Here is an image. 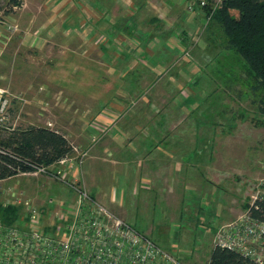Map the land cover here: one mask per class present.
<instances>
[{
    "label": "rangeland",
    "instance_id": "rangeland-1",
    "mask_svg": "<svg viewBox=\"0 0 264 264\" xmlns=\"http://www.w3.org/2000/svg\"><path fill=\"white\" fill-rule=\"evenodd\" d=\"M7 1L0 0V86L6 88L10 97L8 111L12 116L8 122L14 128L27 125L54 128L79 149L89 148L80 165L82 181L89 193L91 189L113 213L163 249L180 256L182 263L207 264L211 249L216 246L214 235L218 227L248 208L260 180L264 179V114L260 110L264 91L243 61L227 49L226 38L209 22L210 16L196 5L200 0H178L171 15L179 16L182 12L188 18L194 17V25L173 29L172 35L166 34L163 40L155 39L160 42L158 48L162 45L166 48L165 72L150 75L138 66L133 76L153 83L150 87L136 85L127 92L118 88L122 108L109 102L112 98L97 104L92 100L100 97V93L106 99L113 91L112 82H122L125 77L119 71L109 72L108 60L115 55L108 40L99 44L76 36L64 38L60 20L44 23L50 0L47 5L42 0H25L26 4L20 8L10 7ZM192 3L195 7L189 10ZM218 3L208 0L211 12ZM155 11L138 12L137 20L150 21L151 15L160 12ZM3 22L16 28L8 30ZM91 24L105 34L110 30L108 24L94 17ZM146 26L142 30V25H136V33L124 30L121 38L116 39L118 53L126 55L130 45L133 49L128 54L134 51L138 56L141 36L154 35L141 33L157 29L158 23L151 21ZM164 27L171 28L170 24ZM98 36L102 41L101 35ZM164 40H168L165 45ZM153 43L149 47L157 48ZM100 45H104L105 51L101 56L96 50ZM81 48L91 49L86 51L89 56L85 61L73 63L81 58ZM99 57L103 58L102 66ZM84 68L85 74L81 72ZM101 79L105 88L94 86ZM90 96L92 99L87 98ZM194 98L196 103L192 104L189 100ZM102 105L116 109L115 116L122 113L114 121L132 135L134 142H140L134 149L142 148L143 142L149 144V140L165 143L162 147L166 152L168 145L175 146L179 150L176 156L183 158L181 168L166 161V152L146 153L152 162L140 160L141 152L131 154L124 152L123 146L117 148L107 130L99 132L92 125L86 130L93 119L90 113ZM127 112L129 116L123 118ZM158 123L162 134L155 137L150 125L157 127ZM107 128L110 130V125ZM6 132L0 130V138ZM104 147L112 152L104 151ZM113 156L129 160L110 167L109 159ZM88 161H99L101 165H94L96 169L89 166L86 174L81 166ZM195 161H199L197 167ZM171 170L173 173L169 174ZM50 181L45 175L18 173L14 179L0 181V187L18 185L31 201L43 204L45 198L57 197L68 189ZM93 183L100 184L97 190L93 189ZM112 185L119 192L117 201L114 196L110 199Z\"/></svg>",
    "mask_w": 264,
    "mask_h": 264
},
{
    "label": "built area",
    "instance_id": "built-area-1",
    "mask_svg": "<svg viewBox=\"0 0 264 264\" xmlns=\"http://www.w3.org/2000/svg\"><path fill=\"white\" fill-rule=\"evenodd\" d=\"M207 3L200 0L196 5L204 9ZM194 7V3L188 5L189 10ZM4 26L16 28L12 23ZM9 99L6 89L0 87V130L7 132L15 129L8 122L12 116ZM71 146L72 151L59 161L21 172L64 183L73 193L71 200L50 196L37 204L18 185L0 187V207L18 210L10 221L0 215V264H184L180 256L163 249L89 193L80 172L89 148ZM4 153L0 145V154ZM253 197L244 212L218 227L214 243L264 264V220L250 212L259 202L264 206L263 178Z\"/></svg>",
    "mask_w": 264,
    "mask_h": 264
},
{
    "label": "crops",
    "instance_id": "crops-1",
    "mask_svg": "<svg viewBox=\"0 0 264 264\" xmlns=\"http://www.w3.org/2000/svg\"><path fill=\"white\" fill-rule=\"evenodd\" d=\"M42 1H43V3H42L43 5H47L46 4L47 0H42ZM48 2H49V0H48ZM50 2L51 3L47 5L49 12L47 14V18L45 19L44 23L50 24L54 20H60L64 26V30L62 33L64 38H67V37L69 38L70 36H72V37L76 36L79 38V40H92L95 42L97 41L96 43H98V41H99L100 42L99 44L104 43L106 40H108L110 47L111 48L113 47L112 51H113V54L115 55V57L112 58V60H108L109 65H110L109 66V72L112 73V72L119 71V74H121L120 75L121 77L125 75V77H123L124 79L122 80V82H119V81L112 82L113 91H111V93L107 96L106 99L103 100L101 98V93H100V97H98V96L96 97L94 95L95 93H93V92H91L90 95L92 94V97L95 96L94 99H92L91 96L87 97V98H91L93 100V103H95V104L103 103L107 99L112 98L111 101H109V102H114V104H117L118 105L117 108L119 106L121 107L119 102L122 103L121 101L118 100L119 98L117 97V93L119 92L118 88L125 90V92H127L131 88L135 87L136 85L140 86V87H143L146 85H147V87H150L152 85L151 83H153V81L151 82L150 80H147V82H146V80H144L142 78L141 79L138 78V80H137L133 76V73H134L133 71L138 66H141L143 71L145 73H148V74H150V73L160 74V73L165 72L164 70L166 69V66L163 65V58H164V55H167V52L165 51L166 48L164 49L165 46H163V45H162V48H158L160 42L159 43L156 42L155 39L157 38L159 40H163V38H165L166 34H169V37H170V34L173 33V31H174L173 29L181 28V26L185 27L186 25L189 27L194 25V17L188 18L186 16V14H182V12L180 13L179 16L171 15L175 11L174 7L175 6L177 7V5H178L177 4L178 0H76V2H73L72 0H50ZM21 4L25 5L26 4L25 0ZM21 4L18 6L13 5L12 7L13 8L19 7L20 8ZM150 9H152L154 11L157 10L160 12L158 13V15H151L152 19L150 21H148L146 19H144L142 21L137 20L138 12L148 11V10L150 11ZM135 10L137 11V13H135ZM92 11H94V12H92ZM157 11H155V12H157ZM92 15L96 20L104 22L105 24H108L110 26V30L107 33L108 35L103 33L102 31H100L99 29H97V27L95 25L91 24L93 21ZM151 21H155L156 23H158L157 29H155V30L152 29L153 30L152 31L148 27V29H149L148 31L141 33L143 35H149L151 33H154V35H152L151 37L150 36L149 37L141 36L142 37V38H140L141 39V43H140L141 44V51L138 52V54H137L138 56L134 55L135 54L134 51H132V53L129 52V54H128V51L129 50L131 51L133 49L130 45L128 47L129 49H128L127 53H125L126 55L119 54L118 53L119 49L116 47V44H117L116 39H118V37L121 38V33L124 30L134 32L136 25H142L143 26L142 30H143L144 25L146 26ZM0 22H2V20H0ZM4 24H5V22H4ZM169 24H170L171 28L170 27L169 28L164 27L165 25L168 26ZM160 26H161V28H160ZM195 29H197V27ZM134 33H136V32H134ZM98 34L101 35V37L103 39L102 41H101V39H99ZM2 35H4V34H2ZM4 37H6V36H4ZM6 38L9 39V37H6ZM153 41H155V43H158V44L155 45V43H153ZM167 41L168 40H164V42L162 44L165 45L167 43ZM152 43H153V46H157V48H153L154 50L149 47L150 44L152 45ZM175 43H177V42H175ZM180 45L181 44L177 45L178 49H179ZM102 46H104V45H100L99 48L97 46V49H96L99 51L100 56L102 54H104V52H105L104 49L102 48ZM173 47H175V45H173ZM89 50H91V49H89ZM89 50L87 48H81V50L79 52V54L81 55L80 56L81 58L80 59L77 58V60L74 61L73 63H76L78 61H85L86 56H89V54H87L86 51H89ZM115 50H117V51H115ZM171 53L172 52H169L168 54L171 55ZM71 55H73V53ZM102 60H103V58H100V60H99V64H101V66L103 64ZM120 61H121V65L117 66L120 63ZM87 62L90 66L93 65L90 60H88ZM108 62L104 61V63H108ZM163 67H164V69H163ZM113 70H115V71H113ZM81 72L83 74H85L86 68H84ZM172 81H174V80H172ZM159 84L163 85V82H160ZM164 84H166V82H164ZM177 84H178V87H182L181 84H179V83H177ZM105 85L106 84L104 82H102V79H101L100 81L96 80V83L94 86L105 88ZM77 86H79V83L77 84ZM0 87H3V86H0ZM3 88H5V87H3ZM112 94H113V96H112ZM189 101L192 104L196 103L195 98L193 100L190 99ZM116 111L117 110L113 109V107H110V105H108V106L102 105V106H100V108L98 110H93V112L90 113V115H92L91 118H93V119L86 126L85 129L89 130L91 125H92L94 127L99 128V132H104L103 128L105 127L106 128L105 130H107L109 132L108 135L110 136V141L116 142L115 145L117 148L119 146H123L125 148L124 152L128 153V151H129V152H131V154H137L138 152H141L142 157L140 160H144V161L150 160L152 162L153 161L152 158L147 156L146 153H148V154L152 153L153 154V152L159 151L160 153L164 154L166 152L164 149V146L162 147V145L165 143H160V142L159 143H153L152 140L151 141L149 140V142H150V143L148 142L149 144H145L143 142V145L146 148L143 146L140 149H138V148L134 149V148H136V143H140V142L139 141L134 142V140L131 138L132 135H130L129 133H126L124 131V128L122 126L118 125L117 122L114 121L115 117L118 118L117 116H119V117L122 116V113L117 114L115 116ZM127 116H129L128 112L123 114V118H127ZM159 122H160V119H159ZM109 125L111 127L110 130L107 129V127ZM150 126H151V129H153V132L155 133L154 135H156L155 137H158L160 135V133L162 134V126L160 123H158L156 125L157 127H155L153 125H150ZM142 132L144 134H146V131H142ZM149 133H150V131H149ZM147 134H148V132H147ZM168 148L169 149L166 152L167 153L166 154V156H167L166 161L171 166H173L174 168L175 167L181 168V166L183 164L182 163L183 161H181V159H183V158L181 155L176 156L177 151H179L178 148L175 146H169V145H168ZM103 150L104 151L110 150L112 152L111 148L104 147ZM181 152H179V153H181ZM168 153H170V154H168ZM127 155H129V154H127ZM128 158L127 157L125 158L123 156H121L120 158L113 156L112 158L109 159L111 161L110 167L113 166L114 164H118L119 162H121V163L127 162V160H129ZM157 158H159V157L157 156ZM163 161H165V160H163ZM84 164H85V166L84 167L81 166V168L87 174V171L90 170V168L96 169L97 167H94V165L100 166L101 162H99V161H88ZM197 164H199V161H195L196 167L198 166ZM89 166H90V168H89ZM80 172L82 175L81 169H80ZM99 172H101V171H99ZM171 172L173 173V170L169 171V174ZM17 175L18 174L10 176V177L14 179ZM48 178L51 179L50 177H48ZM117 180H118V177H117ZM50 182L53 183V182H58V181H54L51 179ZM50 182H49V185H51ZM58 183L65 186L66 189L68 188L64 183H61V182H58ZM117 183H118V181H117ZM41 185H42V183H41ZM91 185H92L94 190H97L98 189L97 186H100V184H98V183H93ZM114 186H115V184H114ZM114 186L112 185L111 189H110V199L112 198V196H114V198H115L114 200L117 201V196H118L119 192H118V190L114 189ZM67 190L65 191V193L59 194V197H62L65 200H71L73 197V193L71 192L70 189L68 191ZM90 192H91V195L92 194L95 195L91 189H90ZM63 194H65V195H63ZM103 194L106 195V192H103ZM95 196L97 197V195H95ZM46 199L47 198H45L43 201L45 202ZM97 199L99 200V197H97ZM217 204H219V203L217 202ZM149 238H151V237H149ZM152 240L155 241L154 239H152Z\"/></svg>",
    "mask_w": 264,
    "mask_h": 264
},
{
    "label": "trees",
    "instance_id": "trees-1",
    "mask_svg": "<svg viewBox=\"0 0 264 264\" xmlns=\"http://www.w3.org/2000/svg\"><path fill=\"white\" fill-rule=\"evenodd\" d=\"M20 4L19 0L7 1L10 7ZM204 9L207 14L211 12L208 3ZM210 21L226 38L227 49L243 61L264 91V0H221L212 11ZM260 110L264 114V100ZM0 145L6 150L0 154V179L31 171L33 166L51 165L72 151L71 143L62 132L43 125H27L6 132L0 138ZM17 212L15 207L2 208L0 215L10 221ZM250 212L264 220L261 202L257 208L251 206ZM207 264L258 263L236 251L214 246Z\"/></svg>",
    "mask_w": 264,
    "mask_h": 264
}]
</instances>
